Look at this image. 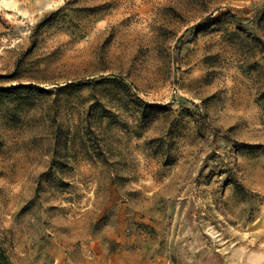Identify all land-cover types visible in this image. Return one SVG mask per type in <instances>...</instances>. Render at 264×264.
<instances>
[{
    "label": "rangeland",
    "instance_id": "1",
    "mask_svg": "<svg viewBox=\"0 0 264 264\" xmlns=\"http://www.w3.org/2000/svg\"><path fill=\"white\" fill-rule=\"evenodd\" d=\"M0 243L264 261V0H0Z\"/></svg>",
    "mask_w": 264,
    "mask_h": 264
},
{
    "label": "crops",
    "instance_id": "2",
    "mask_svg": "<svg viewBox=\"0 0 264 264\" xmlns=\"http://www.w3.org/2000/svg\"><path fill=\"white\" fill-rule=\"evenodd\" d=\"M228 262L227 264H264V261H259L258 259L249 260V259H238L237 255L235 254L231 256L228 255ZM212 264H220V260L218 258H214Z\"/></svg>",
    "mask_w": 264,
    "mask_h": 264
},
{
    "label": "trees",
    "instance_id": "3",
    "mask_svg": "<svg viewBox=\"0 0 264 264\" xmlns=\"http://www.w3.org/2000/svg\"><path fill=\"white\" fill-rule=\"evenodd\" d=\"M85 86H83L84 88ZM0 264H13L10 260L5 248L0 243Z\"/></svg>",
    "mask_w": 264,
    "mask_h": 264
}]
</instances>
